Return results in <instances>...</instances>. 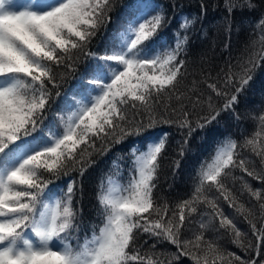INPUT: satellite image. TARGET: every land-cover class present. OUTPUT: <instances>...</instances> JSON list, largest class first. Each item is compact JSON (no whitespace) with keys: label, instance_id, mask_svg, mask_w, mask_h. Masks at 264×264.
Here are the masks:
<instances>
[{"label":"snow or ice","instance_id":"obj_1","mask_svg":"<svg viewBox=\"0 0 264 264\" xmlns=\"http://www.w3.org/2000/svg\"><path fill=\"white\" fill-rule=\"evenodd\" d=\"M224 7L228 16L222 19L230 34L232 13L258 5L251 0H225ZM111 8V0H0V264H162L153 259V253L142 252L143 244L137 241L144 234L157 243L176 246L178 253L196 264H209L210 257L227 258L218 242L204 238L216 219L233 245L259 254V243L245 247L244 233L218 201L222 199L243 216L257 240L264 242V202L259 204L262 219L257 228L244 215H250L251 209L237 206L228 185L229 180L235 182L232 173L237 168L250 177L264 178V115L259 117V131L239 145L259 157L261 172L250 171L246 167L250 161L239 158L236 139L225 136L214 142L210 159L199 164L187 199L170 212L168 202L154 195L169 138L179 135L176 155L182 159L191 151L193 137L223 112L231 111L239 120L235 111L239 94L252 81L258 61L264 60V51L250 53L235 65L229 61L227 71L221 68L215 82L207 83L210 76H205L210 94L200 91L196 80L186 92L178 93L185 75V61L179 57L187 54L188 32L205 15L203 6L199 16L183 18V40L169 47L166 40L155 39L165 20L159 3L148 9L137 0L103 54H89L91 62L76 88L79 103L66 101L65 109L70 111L60 117L61 123L42 127L51 98L48 84L58 86L54 66L71 61L72 51L106 26ZM255 23L264 28V12ZM260 40L264 41V35ZM214 97L223 98L224 103L217 107ZM200 111L207 114L193 119ZM130 138L127 178L120 181L123 169L115 176L111 172L101 176L96 194L98 223L89 222L81 236L83 226L77 223L81 210L73 205L77 181L71 174L82 176L94 163L93 154H106ZM179 166L180 160L173 158V175ZM61 176L70 177L65 188L50 189L49 184ZM246 191L264 200L260 190L246 186ZM202 205L200 234L182 240L186 220L192 223L191 217ZM228 256L238 264H258L235 253Z\"/></svg>","mask_w":264,"mask_h":264},{"label":"trees","instance_id":"obj_2","mask_svg":"<svg viewBox=\"0 0 264 264\" xmlns=\"http://www.w3.org/2000/svg\"><path fill=\"white\" fill-rule=\"evenodd\" d=\"M146 8L151 9L154 3H159L163 10L165 20L162 29L157 33V41H167L169 47H174L175 43L183 40L184 31L180 29L183 18L187 16L189 19L193 16H199L203 6L205 15L202 20H197L196 24L190 28L188 35L189 40L186 46V55L179 58L185 61L182 72L185 73L181 80L177 92H186L192 87V81L199 82L198 87L206 95L210 94L207 89V83H213L217 80L221 68L227 71L228 62L233 65L242 61L250 53H259L264 51V41L260 40V36L264 35V28L258 26L255 22L264 12V0H251L258 5L254 10H248L247 7L243 11L236 10L232 13L233 28L229 34L227 31L226 21L222 18L228 16V12L224 7L225 0H141ZM242 2V0H241ZM112 8L107 13L109 20L106 26H102L94 36L82 47L72 51L71 61H65L59 66H54L56 85L48 84V90L51 98L45 107L43 113V125L47 127L51 122L55 121L57 125L61 123L60 117L67 116L70 110L65 109V103L78 104L80 96L76 94L78 82L81 79L85 68L91 62V54H103L109 38L125 23V18L129 14V10L137 4V0H111ZM159 11V9L157 10ZM153 15L156 12H152ZM239 25L237 28L236 26ZM203 28V32L202 29ZM259 67L253 73V79L250 84L239 94V104L235 106V111L239 115V120L235 119L231 111L223 112L218 119L209 125L203 133H197L190 141V152H185L181 159L176 155L175 141L180 139L179 135H173L169 138L168 147L163 153L160 161V170L157 173L156 189L154 195L163 197L169 204L170 212L174 205L187 199L191 192V185L196 170L205 158L211 157L214 151V142L223 140L225 136H231L238 143L237 151L241 153L239 158L250 161L246 163V167L250 171L261 172L259 157L255 156L248 149H241L240 144L244 138H251L254 131H259V117L264 115V60H259ZM71 64V66H68ZM205 76H210L207 83L203 82ZM91 79V77H89ZM231 94L232 89H228ZM224 103L223 98L214 97V104L219 107ZM175 106V101H173ZM207 114L206 111H200L193 114V119L198 116ZM175 132V129H173ZM243 133V136L241 135ZM202 137V138H201ZM133 143L130 138L128 141L116 144L111 147L106 154L101 155L99 152L93 154L94 163L88 166L84 174L81 176L77 172H72L71 179L77 181V192L73 198L74 207L81 210V215L77 223L82 224V236L88 230L89 222L95 221L97 215V185L103 174L111 172L114 176L123 169V175L120 181L123 182L127 178V168L130 166L131 157L129 155L130 145ZM99 148V142H97ZM173 158L180 160L179 169L173 175L172 160ZM115 161V165L113 162ZM232 175L236 177L235 182L228 181L229 187L237 197V206L245 205L251 209V214L247 215L248 220L261 227V210L259 204L262 201L256 200L247 191L246 186H251L253 190H260L264 196V178L256 179L255 176H248L247 173L237 168ZM51 179L50 176H46ZM68 176H61L58 180H53L49 184L50 189L65 188ZM242 193V194H241ZM212 195H217L215 192ZM221 209L237 223L239 230L244 233L242 241L245 247L249 245L255 247L260 245V253L254 251L245 252L241 248L230 242L227 231L222 229L219 220L211 222L210 227L204 231L205 241L219 243L224 255V260L209 258V264H238L229 253H235L242 259H252L258 261V264H264V242L258 241L253 235L248 222L243 216L236 214L235 209L230 208L222 199L218 201ZM205 208L202 205L196 214L191 217L192 223L185 222V229L181 231V239H192L193 234H200L198 222L201 219L200 212ZM98 223V221H95ZM204 223L208 224L207 218ZM147 241V243H144ZM143 244L142 252L153 253V259L162 264H196L190 257L183 256L178 253L176 246L169 242L162 241L157 243L155 238L149 239L144 234L137 241ZM75 244V241H73ZM155 244V248L152 245ZM174 254L179 255L177 259ZM197 255H202V251H198Z\"/></svg>","mask_w":264,"mask_h":264}]
</instances>
